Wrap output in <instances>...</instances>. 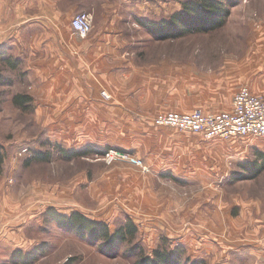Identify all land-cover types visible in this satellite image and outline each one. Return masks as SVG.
<instances>
[{
    "label": "rangeland",
    "instance_id": "374dc122",
    "mask_svg": "<svg viewBox=\"0 0 264 264\" xmlns=\"http://www.w3.org/2000/svg\"><path fill=\"white\" fill-rule=\"evenodd\" d=\"M190 1L194 0H122L124 12H131L124 16L125 32L129 30L132 43L145 46L141 51L142 59H157L162 55L172 63L187 66V93L191 92L204 104L194 108H165L166 112L152 119L157 128L163 127L157 126L155 119L171 112L202 110L216 113L226 109L242 86L249 87L256 94L264 92V0H234V5L230 6L231 16L223 28L176 40L153 38L139 23V20H170L173 15L183 11L184 3ZM21 88L17 85L0 87V145L5 152L4 165L0 170V210L4 209L5 215L10 218L1 235L20 242L12 248L17 244L22 248L21 242L30 238H44L47 243L42 244H45L46 254L34 264H64L70 258L75 260L74 264H136L141 254L153 256L160 247L161 251H171L182 246L177 239L167 237L161 226V218L165 199L175 197L179 202L195 192L196 180H189L184 171L200 167L205 170L208 164L221 165L224 154L233 155L224 152V149H229L225 145L231 149L229 143L264 144L262 138L244 137L229 143L220 139L221 143L215 148L216 154L211 158L203 147L181 151L173 148L167 152L149 139V132L142 131L139 128L141 125L132 123L129 117L117 115L115 120V116H107V122L103 124L95 112L91 117L89 135H86L87 132L59 131L56 132L59 137L57 142L51 136L50 127L44 126L33 110L22 112L13 105L12 96ZM102 126L105 129L99 130ZM167 129L190 143L198 140L201 145L207 144L199 134ZM82 134L89 141L79 145ZM62 139H68L70 143ZM51 143L61 144L69 151L91 148L104 154L94 153L66 160ZM24 148L29 152L20 156ZM163 151L167 154L164 155ZM36 152H51V161L26 165L27 159ZM111 152L115 157L113 161L106 158ZM116 153L124 156H116ZM130 156L140 159L151 169L150 172L144 173L141 168L131 164ZM232 160L237 161L235 169L239 170L240 159L234 157ZM261 175L256 183H239L236 190L264 189V172ZM49 210L66 215L80 212L106 223L112 232L127 222H133L139 233L131 244L113 248L111 254L117 257H110L105 253L104 242L92 244L88 239L66 232L51 222L46 215ZM170 212L174 221L179 223L182 219L179 212ZM195 222L192 219L186 223L197 232L203 229L195 227ZM134 246L137 252L132 255L130 251ZM210 247V243L199 245L196 250L202 258L196 261L211 264ZM185 252V258L191 257L186 248ZM242 261L241 258L229 260L231 264H242Z\"/></svg>",
    "mask_w": 264,
    "mask_h": 264
},
{
    "label": "crops",
    "instance_id": "0c3cea01",
    "mask_svg": "<svg viewBox=\"0 0 264 264\" xmlns=\"http://www.w3.org/2000/svg\"><path fill=\"white\" fill-rule=\"evenodd\" d=\"M79 13H88L94 19L93 30L85 39L75 36L71 26ZM130 13L124 12L122 0H0V52L2 58L20 63L19 70L10 74V86L22 87L14 95L25 94L33 99L34 114L50 127L57 142L59 131L89 135L95 112L103 124L107 116L113 115L115 120L117 115L129 117L167 152L203 147L211 158L220 139H202L207 143L202 145L198 140L190 143L167 128L153 125L152 119L166 112L165 108L204 104L187 93V66L172 63L162 55L142 59L145 46L132 43L129 30L125 32L123 26L124 16ZM231 107L232 101L218 112ZM79 140V145H84L89 138L82 134ZM232 143L231 149L224 146L229 148L224 152L233 155L224 154L221 165L184 171L185 177L196 180L195 192L179 202L175 197L165 199L161 226L168 238L183 244L193 261L202 258L196 250L199 245L210 243L211 264H231L229 260L240 258L242 264H264V189L236 190L239 183H256L262 175L235 181L240 169H235L237 161L232 160L240 159L238 165L253 162L256 152L264 154V144ZM0 211V264H14L12 255L19 249L27 254L47 243L42 237L30 238L21 242L22 248L20 244L12 248L20 242L1 235L10 218L4 209ZM170 211L179 212V223ZM192 219L201 222H195V227L203 229L197 232L188 226L186 222Z\"/></svg>",
    "mask_w": 264,
    "mask_h": 264
},
{
    "label": "trees",
    "instance_id": "16d2710c",
    "mask_svg": "<svg viewBox=\"0 0 264 264\" xmlns=\"http://www.w3.org/2000/svg\"><path fill=\"white\" fill-rule=\"evenodd\" d=\"M234 3V0H194L184 3L182 6L183 11L173 15L170 20L160 22L139 20V23L153 38L161 41L176 40L190 34L220 30L226 25L228 18L231 16L230 6H233ZM0 56V87L10 86L12 83L11 71H18L20 63L10 58H2V52H0ZM12 103L22 112L33 110V99L28 95H14ZM51 145H54L55 150L66 160H75L94 155V153L104 154L91 148L81 151H69L58 144L51 143ZM255 157L256 160L253 162L239 165L240 172L236 173L238 175H235V181L253 180L264 172V154L258 151L255 153ZM51 159V152H36L32 153V156L27 159L26 165H31L34 162L49 163ZM4 161L5 152L3 146L0 145V170L4 165ZM46 215L51 222H54L66 232L74 233L82 239H88L92 244L104 242L105 253L114 258L117 256L112 255L111 252L118 245L131 244L139 233L133 222H127L115 232H112L106 223L93 220L80 212H72L66 215L49 210ZM44 246L45 244H42L39 248L27 254L17 250L12 255V262L14 264H34L39 258L45 256ZM132 249L130 253L134 255L137 248L134 246ZM185 253L183 246L172 248L171 251L169 249L161 251L160 247L154 251L153 256L141 254L136 264H205L201 261H192L191 257L185 258ZM74 263L75 260L70 258L64 264Z\"/></svg>",
    "mask_w": 264,
    "mask_h": 264
},
{
    "label": "built area",
    "instance_id": "2783aa9c",
    "mask_svg": "<svg viewBox=\"0 0 264 264\" xmlns=\"http://www.w3.org/2000/svg\"><path fill=\"white\" fill-rule=\"evenodd\" d=\"M92 15L79 13L71 21L75 36L85 39L94 27ZM155 124L163 128L175 129L182 133L199 134L204 140L216 139L233 140L244 137L264 139V93L256 94L247 86H242L234 94L232 107L229 111L206 113L196 110L189 113L171 112L155 119ZM24 148L20 156L28 154ZM31 155V154H30ZM29 155V156H30ZM32 156V155H31ZM123 157L124 154L116 153ZM131 157V158H130ZM130 162L149 173L150 168L136 158L130 156ZM106 158L115 159L114 154L108 153Z\"/></svg>",
    "mask_w": 264,
    "mask_h": 264
}]
</instances>
